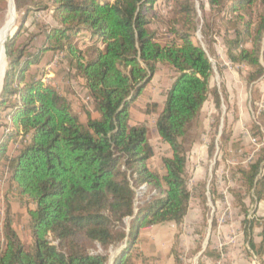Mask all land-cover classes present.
Returning a JSON list of instances; mask_svg holds the SVG:
<instances>
[{
  "label": "trees",
  "instance_id": "trees-1",
  "mask_svg": "<svg viewBox=\"0 0 264 264\" xmlns=\"http://www.w3.org/2000/svg\"><path fill=\"white\" fill-rule=\"evenodd\" d=\"M156 1L12 0L13 9L24 16L31 10L50 11L57 26L46 34V48L67 53L75 79L98 116L92 118L82 106L85 117L80 121L66 97L30 74L41 53L17 44L19 30L8 37L0 127L9 130L0 140V178L8 174L9 197L27 206L28 237L26 241L20 237L7 209L0 264H107V251L122 244L113 264H135L133 259L150 264L149 258L134 251L139 230L170 223L179 227L184 222L190 200L187 153L205 131L200 122L204 105L212 96L217 109L219 95L211 87L209 56L194 41L193 0H168V33L173 39L164 44L149 28ZM207 4L226 26L223 42L228 61L248 70L246 86L264 80V0H207ZM7 6V0H0V15ZM211 31L206 23L201 33L208 53L215 57ZM77 39L89 44L80 49ZM159 64L175 73L154 124L157 136L170 149V155L161 159L162 172L149 166L153 150L147 127L130 124L128 113L129 104L140 97ZM221 91L226 97L223 87ZM251 92L253 102L261 99L258 89L252 87ZM150 107L157 109L156 104ZM257 119L264 126V114ZM217 128L216 118L210 127L209 156L214 154ZM252 128L259 132L257 122ZM230 140L231 131L224 126L218 139L223 160L228 148L238 147ZM9 143L20 145L13 157L7 156ZM236 175L244 192L264 201V148L256 161L238 168ZM143 184L147 193L155 194L143 199L134 214L135 189ZM129 217L127 231L124 221ZM243 220L247 254L264 264V230L258 242L252 237L256 227H263L264 217ZM170 252L174 264H182L175 244ZM202 255L219 258L210 247Z\"/></svg>",
  "mask_w": 264,
  "mask_h": 264
},
{
  "label": "rangeland",
  "instance_id": "rangeland-1",
  "mask_svg": "<svg viewBox=\"0 0 264 264\" xmlns=\"http://www.w3.org/2000/svg\"><path fill=\"white\" fill-rule=\"evenodd\" d=\"M193 2L196 11L194 41L206 51L212 63L211 87L218 91L219 107L216 109L214 98L210 96L200 115V122L205 131L201 133L199 140L192 145L187 153V188L190 191V200L184 222L179 227L173 223L166 225L167 229L172 230L174 228L172 233H168L166 228H162L165 224L140 229L137 233L134 251L135 254L141 255L143 258H149L150 264H174L170 252L174 248V244L182 264H258L254 256L247 254L249 250L243 236L242 222L243 219L254 215H264V201L257 202L250 194L243 191L236 171L238 168H246L250 163L256 161L264 148V126L261 120L257 119L260 114H264V80L256 82L253 86H246L244 78L248 71L247 68L232 64L226 57V48L223 42L226 26L219 21L215 14L210 12L207 0H193ZM7 4L5 12L0 15V29L10 15L9 0H7ZM153 9L156 16L149 28L155 32L156 40L159 43L164 44L171 41L173 38L168 33V21L171 17L169 1L157 0ZM206 23L212 28L209 38L213 41L215 57L208 53L207 39L201 33L202 27ZM55 26L57 24L49 10H31L27 16L14 10L11 26L3 35V63L6 62L8 65L6 53L4 56L8 37L13 36L18 30L21 31L17 44L25 46L28 51L41 53L39 60L29 68L30 74L43 83L52 86L66 97L71 104L72 112L80 121L83 122L85 117L82 106L87 108L92 118H95L98 116L95 105L87 97L86 90L81 83L75 79L74 68L69 64L67 53L64 51L53 53L46 48L45 36ZM228 34L233 36L232 30ZM76 43L80 49L89 44L86 39H77ZM1 76L3 77V71ZM2 77L0 88L1 83L3 87ZM174 77L175 73L172 70L159 64L140 97L128 107L130 124L142 123L147 127L149 142L153 150L149 166L158 172L161 169V159L165 157L166 152L158 145V136L154 124L157 113L162 108L163 97ZM221 87L225 89L226 97L222 94ZM252 87L261 93V99L257 102H253ZM241 97H243L245 104V117L240 115L237 108ZM152 104L157 105L155 111L150 107ZM147 108L151 111L149 114L145 112ZM216 118L218 119V132L214 139L215 150L214 154L209 156L208 148L213 133L210 127L214 125ZM254 122L258 123L259 132L253 130ZM3 123L7 124L8 122ZM236 123L240 124L239 129H234L233 126ZM224 126L231 131L230 141L238 144L237 149L228 148L229 154L225 160L219 154L218 148V139ZM8 130L6 127H0V140ZM194 137L191 136L190 138L193 139ZM199 145L206 154L205 160H192L196 155L192 148L197 151ZM19 148L18 143H9L7 156H15ZM7 178L8 174L2 175L0 178V237L5 213L9 209L10 216L19 229L20 237L26 241L28 237L25 220L27 206L23 202L11 200L7 191ZM200 184H203L201 191ZM135 192L134 214L143 199L149 197V194H155V191L147 193L144 184L137 187ZM236 193L242 197L241 203L238 201ZM131 219L132 217H129L124 221L127 231H129ZM223 229L226 235L221 239L223 244L218 246L220 241L216 237L219 232L222 233ZM262 229H264V225ZM262 229L258 227L254 229L252 237L255 241H259L258 235ZM176 235H178L177 241H175ZM224 242H227L228 246H225ZM123 246L124 244L107 251V264H113ZM198 246L200 250L197 251ZM215 246H218L216 251L219 255L218 259L214 260L202 255L207 247L215 250L211 248ZM99 252L101 251L99 250ZM133 263L144 264L140 259H133Z\"/></svg>",
  "mask_w": 264,
  "mask_h": 264
},
{
  "label": "crops",
  "instance_id": "crops-1",
  "mask_svg": "<svg viewBox=\"0 0 264 264\" xmlns=\"http://www.w3.org/2000/svg\"><path fill=\"white\" fill-rule=\"evenodd\" d=\"M164 100H165V96L163 97V102H164ZM237 108H238V111H239V113H240V115L242 116V117H245V115H246V111H245V104H244V100H243V97H241L240 98V102L237 104ZM205 109V108H204ZM212 111V110H211ZM210 111V112H211ZM244 120V119H243ZM238 123H236V125H234L233 127H234V129H239L240 128V124H238ZM158 139V141L157 142H159V144L158 145H160L161 147H162V149L166 152V154H164V156L165 157H167V156H169L170 155V149H169V146L167 145V144H165L159 137H157ZM195 147V146H194ZM192 150L194 151V152H196V155H194V157L192 158V160H198V161H203V160H205V152H204V150H202V148H201V146L199 145V147L197 148V151H196V149L195 148H192ZM196 156V157H195ZM195 158V159H194ZM199 170V169H198ZM159 172H162V168L161 169H159ZM197 178V177H196ZM256 217H264V215H261V216H259V215H256ZM166 225H169V224H165L162 228H166V230L168 231V233L170 232V233H172L173 231L172 230H174V228L172 229V230H170V229H167V226ZM171 226V225H170ZM260 229H262V228H260ZM264 230V229H263ZM226 235V232H225V230L223 229V231H222V233L220 234V232L218 233V236L216 237L217 239H218V241H220V244L218 245V246H220L221 244H223V243H221V239H222V237L223 236H225ZM259 238V237H258ZM255 241V240H254ZM255 242H258V241H255ZM224 245L225 246H228V243L226 242H224ZM217 246V247H218ZM216 246L215 247H211V248H213V249H215L216 251L218 250V248H217ZM220 250V249H219ZM147 255H150V254H147ZM221 257H222V254H221ZM258 264H259V262H258Z\"/></svg>",
  "mask_w": 264,
  "mask_h": 264
},
{
  "label": "bare ground",
  "instance_id": "bare-ground-1",
  "mask_svg": "<svg viewBox=\"0 0 264 264\" xmlns=\"http://www.w3.org/2000/svg\"><path fill=\"white\" fill-rule=\"evenodd\" d=\"M9 18L7 22L4 24V26L0 29V80H1V75L4 67L3 63V35L4 33L10 28L11 23H12V18L14 14L13 6H12V0H9Z\"/></svg>",
  "mask_w": 264,
  "mask_h": 264
},
{
  "label": "water",
  "instance_id": "water-1",
  "mask_svg": "<svg viewBox=\"0 0 264 264\" xmlns=\"http://www.w3.org/2000/svg\"><path fill=\"white\" fill-rule=\"evenodd\" d=\"M9 37H12V35H10ZM4 56H5V51H4ZM6 62L4 63V69H3V77H2V82H3V78H4V75H5V73H6V71H5V68H6ZM2 89V83H1V88H0V90Z\"/></svg>",
  "mask_w": 264,
  "mask_h": 264
}]
</instances>
